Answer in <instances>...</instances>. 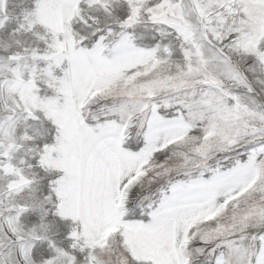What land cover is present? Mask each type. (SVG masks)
Here are the masks:
<instances>
[{"label":"snow or ice","instance_id":"obj_1","mask_svg":"<svg viewBox=\"0 0 264 264\" xmlns=\"http://www.w3.org/2000/svg\"><path fill=\"white\" fill-rule=\"evenodd\" d=\"M0 264H264V0H0Z\"/></svg>","mask_w":264,"mask_h":264}]
</instances>
